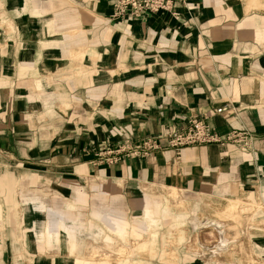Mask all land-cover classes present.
<instances>
[{
  "label": "crops",
  "instance_id": "crops-1",
  "mask_svg": "<svg viewBox=\"0 0 264 264\" xmlns=\"http://www.w3.org/2000/svg\"><path fill=\"white\" fill-rule=\"evenodd\" d=\"M173 1L171 13L119 20L111 0L15 1L26 6L23 23L8 13L23 45L0 43V80L9 83L0 87V183L11 196L21 181L25 200L20 220L0 201V264H130L133 254L156 255L165 224L160 257L174 264L183 245L206 263L264 264V239L252 228L264 199L242 188L264 184V0ZM194 116L222 134L249 131L250 149L197 145L177 157L168 136ZM147 138L161 147L148 157L99 156ZM214 188L240 193L222 200ZM145 195L157 205L143 206ZM101 198L132 216L143 211L134 219L148 231L113 222ZM83 212L113 236L90 234L78 256ZM191 221L219 241L191 244Z\"/></svg>",
  "mask_w": 264,
  "mask_h": 264
},
{
  "label": "rangeland",
  "instance_id": "rangeland-1",
  "mask_svg": "<svg viewBox=\"0 0 264 264\" xmlns=\"http://www.w3.org/2000/svg\"><path fill=\"white\" fill-rule=\"evenodd\" d=\"M16 0H0V43L1 44H9L10 41L11 42H16L17 44H19V46H22L23 43V29L19 30V29H15L14 28V22L10 21V17L8 16V13L11 14H15L14 18L17 17L19 19L18 22H20V19L24 18L25 15H20V13H24L22 11H24V9L20 10L19 5H22L24 7L25 4L24 3H16ZM27 1L29 6H34L35 4L37 5H41L40 4V0H25ZM45 7V6H43ZM41 8V7H40ZM29 16H27L26 18H29L30 16H32L33 19L37 18L36 15L31 14V13H27ZM38 18H41L40 15L38 16ZM37 18V19H38ZM23 23V20H21ZM41 42V40H39ZM39 42V44H40ZM6 80V81H4ZM2 86H9L8 83V79L7 77H5V79L0 80V87ZM18 88L19 89H24V88H30V87H25L24 84L19 83L18 84ZM1 184V191L2 194L4 196H2L0 198V201L3 204H12L15 209H16V219L20 220L21 217V212L19 210V208H22V204H24V185L22 184L21 181H18L16 184H14V193H11V196L8 195L9 190H11V187L9 186H5L2 182ZM34 185L36 184V182L33 183ZM13 187V186H12ZM245 191H251L252 194L257 197V198H262L260 195L262 193H264V184L263 182H256L255 184H248L244 187H242ZM4 192V193H3ZM209 193H213L215 195H217L219 198H221L222 200L229 197V196H234L240 193V191H230L227 190V188L223 189V188H214L213 190H209ZM183 196L186 198H190V199H195L197 196L193 193H186V191L183 190ZM53 198L50 196V199ZM101 201L98 203H102V204H107L108 206H110V208L112 209V214H113V222L116 221V219L122 217L125 220H128L129 222V229L131 228V226L133 224L137 225L141 232H147L148 231V227L146 225V223H140L141 226L138 225V223H136L138 220H135L134 218H139V220L142 218L143 215V211H137L136 213L133 214V216L131 214H128L127 208L118 200L115 199H107L105 200L104 198L100 199ZM143 206L145 204H150V205H157V203L155 202V200L152 199V197L145 195L143 197ZM58 202L53 201L52 204H57ZM168 203L170 202V199L168 198ZM21 206V207H20ZM23 215V213H22ZM78 217L80 218L81 224L79 225L80 227H82L80 230L78 228H74L75 231L78 233L77 237L75 238L74 242H77L78 245V249H77V255L80 256V253H84L82 255H85V252H83L84 248L87 246V242H88V237L90 234L92 233H97L98 230H103L106 235H110L113 236V232L110 233V231H106L103 227V224H101L100 222V218L99 220H96L92 217V212H83V213H77ZM194 215H197V211L194 212ZM68 216L71 218V220L69 221L67 224L72 225L71 221H75V218L73 217V214H68ZM239 216V214L237 215V217ZM255 223L253 224L254 226L252 227L253 229L258 230V235L257 238L259 239H264V226H262L261 224H259V222H264V203H263V208L259 211V213L255 216ZM258 223V224H257ZM76 223H74L75 226ZM78 226V225H77ZM169 229V225L165 224L163 225L159 230H158V235L156 238V243L153 244L155 250H156V255H150V254H133L131 256V260H130V264H174L172 262H170L169 260L160 257L162 252L164 251V248L166 245H164V241H165V237H166V232ZM115 230V228L113 229ZM131 230V229H130ZM80 234V236H79ZM38 235L40 237H42V235L40 233H38ZM188 241L191 244L197 245L198 241L203 242L205 245L209 246V247H213L218 241H219V235L212 231V230H204L201 233L198 232L197 227L195 226V222L191 221L189 223V237H188ZM261 241V240H260ZM61 250L60 252H68L65 248H64V244H61ZM221 247V246H220ZM58 248V245H57ZM87 251V250H86ZM72 256V255H71ZM178 260L175 264H215V263H206L205 261H203L202 259H200L196 254H194V252L189 251L187 249V245H183L182 247H180L178 249ZM71 262V261H70ZM85 264H88V261L84 262Z\"/></svg>",
  "mask_w": 264,
  "mask_h": 264
},
{
  "label": "built area",
  "instance_id": "built-area-1",
  "mask_svg": "<svg viewBox=\"0 0 264 264\" xmlns=\"http://www.w3.org/2000/svg\"><path fill=\"white\" fill-rule=\"evenodd\" d=\"M111 3V19L113 20L137 19L147 14L171 13L174 8L173 0H111ZM222 110L219 109L217 112L220 113ZM206 120V116L203 118L194 116L189 119L185 125L169 134L167 147L174 150L177 157L180 156L184 148L197 145L218 144L225 146L233 144L244 151L250 149L253 136L249 131H231L222 134L210 127ZM160 148V144L156 140L147 138L138 144L126 142L101 152L99 156L109 164H116L124 157H148L152 151Z\"/></svg>",
  "mask_w": 264,
  "mask_h": 264
},
{
  "label": "bare ground",
  "instance_id": "bare-ground-1",
  "mask_svg": "<svg viewBox=\"0 0 264 264\" xmlns=\"http://www.w3.org/2000/svg\"><path fill=\"white\" fill-rule=\"evenodd\" d=\"M119 248V254L121 255V256H123L124 255V250L123 249H121V247H118ZM115 250V249H114ZM120 255H117V256H119L120 257ZM111 257H112V255H111ZM118 257V258H119ZM117 258V259H118ZM114 259V258H113ZM114 260H116V259H114ZM117 261V260H116Z\"/></svg>",
  "mask_w": 264,
  "mask_h": 264
}]
</instances>
